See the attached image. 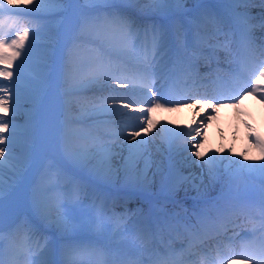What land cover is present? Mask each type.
<instances>
[{
  "label": "bare ground",
  "instance_id": "bare-ground-1",
  "mask_svg": "<svg viewBox=\"0 0 264 264\" xmlns=\"http://www.w3.org/2000/svg\"><path fill=\"white\" fill-rule=\"evenodd\" d=\"M8 1L13 4H16L17 6H23L27 8L30 6L33 8L42 7L40 6L41 2L33 3L29 0ZM125 2H128L129 4H124ZM151 2H154V4H156L158 7L160 4H168L166 10L170 12L172 11V14L167 16V20L161 19L160 17H156L154 13L158 14V12L150 11L149 5L152 4ZM196 3L198 4L196 5L198 7H208L206 9L212 10L216 14V19L220 18V21H218L217 24L219 25V28L222 29V32L224 31L225 34L230 33L231 26L229 22L225 18L223 19L222 17V7H227L229 9L228 14L233 17L232 22L236 24L240 23H237L235 21L233 10L244 12L243 10H241L242 7H248L250 9H253L252 11L248 12V23L242 24L246 28L250 26L251 22H253V24L255 23V25L261 24L264 17V11L262 10V7H260L262 5L259 3L249 4L245 6L243 4H229L222 2L212 3L210 0H201V2L199 3L196 2V0H185V2L182 4H177L175 0H168V2L166 3H157L156 0H94V2L90 3L91 7L89 9L90 12L94 13L96 16L94 18L90 17L92 19H95L93 24L99 26L105 23H109L112 27H114L110 22V18L117 12L132 21L137 29H143L147 26H161L162 30H164L165 25L170 23L171 28H175L183 32V34L181 35V39L185 41L184 44L186 46V48L184 49V51L186 52L185 63H191V59L193 62H197L198 60H200L201 57H205L211 61L215 57L221 56L223 50L215 47V45H211L212 47L210 48L207 46L208 50L206 51L199 47L192 49V44L195 43L196 38L191 35V31L189 29H191L193 32H199L200 27L199 25H193L191 26V28L188 29V25L184 21L185 18L197 19L194 13ZM102 4L111 5L106 9L99 10L100 8L98 7ZM37 5H39V7H37ZM48 6L60 10L65 7L64 3L53 2H50ZM96 9H98V11H96ZM72 11L73 6H71L69 11H67L66 9L64 23L58 22V31H56L55 27L51 25L52 18H47L44 20H35L27 18V16L24 14L18 16H10L6 18L8 19L7 28L13 29L11 33L14 35V39L16 38L17 32L23 31L25 28H28L30 30L29 39L25 42V47L27 48L29 43L32 44V48L30 50L31 56L27 62L26 69L22 70V78L20 81L25 84L24 76L27 72H34L38 76L42 74L46 78V83H44L43 85H41L39 81L27 82L33 85V88L30 93L31 99L27 98L25 95V93L29 92V90H26L18 85H7L10 94L13 92H18L19 101H27L26 103L18 102L20 105L16 113L18 114V119H16V117L6 118L11 120L12 123L16 124L17 126L22 127L23 129L31 128L32 134L31 137L27 140H25L20 135H17V137L20 136V138L24 139L27 144L33 145L35 140L33 131H35L37 126L36 117H40L41 113H44L43 125L40 128L38 138L35 140L36 146L34 144L35 147L31 151H29L28 149H24L19 146L17 142H14L12 145L13 156L11 158L10 165L6 163L4 166L3 178L5 184L8 185L11 183L13 185L14 183L20 182L18 204H24L26 205V208H32V205H34V200H39L43 189L51 185L53 181H57L58 183L61 182V185L60 187L58 186L59 189L57 190L52 187V193H63L64 198H70L72 195H75L76 188H79V196L80 198L84 199V202H72V207H75V211H77V214L85 212L88 220L95 218L97 206L101 203L103 204V208L106 215L108 214L107 205L113 204L119 207H124V204L121 203L124 200L123 202H127L126 204H128L125 206L128 208L129 212L132 211L133 213H136V215H143V217H145L146 214L143 213L144 201L142 199H146L148 202H153L151 210L157 209L156 207H158V209L162 208L166 211L171 209L179 215L182 213H188L187 211L191 209V205L188 204L185 207L177 208L175 206H172L175 201H178L180 204H183L186 199L190 200L189 202L203 205V203L208 204L206 200H214L215 198H217L216 195H207H210L214 190V173H216L217 171L214 172L213 170L218 169L219 171H222L223 169L216 165H207L205 161L208 159V157L206 156V154H203L200 149L204 145H206V143H208L210 139L213 140L214 143L221 144V146L223 145L225 147L228 145L229 147L224 148V150H221L218 153L220 154L221 159H223V162H225L228 159V156L225 152H229V149H231L232 145L235 143L234 136L235 133L239 132V128L227 122L228 117H226L225 113L208 110L207 108H204L202 106L194 107L188 111L181 108H177L174 112L165 114V119L167 122H177L181 119L182 129L179 133L186 134L191 129H199L201 131L202 135L200 136H196L193 132L192 142L187 145V147L191 148L192 144L200 142L201 146L198 150L201 153V158L194 157L191 155L190 152L183 151V147L186 143V136L174 137L172 133H177L175 128L171 126L167 132V128L163 127L162 121H155L153 119L152 120L154 123V127L148 133V136L146 138L144 137V133H141L139 138L137 137L135 140H133L130 136H121V134H116L115 136H110L106 138L96 135L97 133H95V130L101 129L103 127L111 128L114 131H120V127L116 123V121L122 120L125 116H120L119 114H106L98 116L94 113V109L100 107L101 105L107 107L110 103L119 102L118 100H121L123 97L115 96L116 93H109L105 91L107 88V84L103 88H101L99 85H96L97 88L95 89L89 87L90 89H85L84 92H80L79 90H73L71 92V95L67 94L66 88L69 85H72L78 79H80L82 77V70L87 69L82 65L79 66V69H74L73 67L75 63L88 64V57L86 55V51L89 48L95 47L89 41L81 39L80 37H75L76 35H81L85 33L83 32L82 28H70L68 26ZM15 19L16 21H14ZM0 20L4 22V18H1ZM253 24L251 25V27L253 26ZM6 30L7 29L5 27H2L0 25V36L10 41L11 39ZM32 31L36 32L35 39H33L31 35ZM189 31L190 35L186 36ZM56 32L59 35V40L58 45L54 50L55 56L53 57L52 52L50 50V41L53 39V37H55ZM94 34L97 35L95 32L90 33L91 36ZM185 36L186 38H184ZM259 36L260 37H258V39L262 38V35L259 34ZM210 37L211 36H209L206 40L199 39L197 41L204 42L205 44H211L208 42V40L211 39ZM38 39L45 40L41 42ZM75 42H77L78 45L82 46V50L78 51L73 46ZM172 52L174 55L176 51L173 50ZM46 54L49 57L48 61L50 62V65L52 64V78H50V80V73H46L42 69L43 65L41 63V58ZM113 56L116 60L117 66H119L121 62L126 64V62L119 60V57L117 58V56ZM34 57H38L39 59H37L36 61ZM168 58L169 57H163L162 61L160 62V65L158 66L157 78L159 80L171 78L179 74L181 65L176 64L174 66L175 58L173 57L170 60ZM61 62L66 64L64 65L66 67H63V64ZM16 63H19V61H16ZM80 69L81 71H79ZM172 70H174L175 73L168 76V74ZM13 71L15 72L16 69L13 68ZM115 75L120 76V73L116 71ZM196 76L197 75L195 74V76H192V79H189L192 80V82L188 85L187 90L183 93L187 92L189 93V95L202 94L199 91H194L195 89H202L201 86H199L198 88L196 86V79H194ZM121 78L122 77L120 76V79ZM2 84L3 83H0V85ZM81 86L82 85L78 87L82 88ZM257 87L259 88L262 86L259 84L257 85ZM250 90L251 89L249 85V91ZM260 94L264 93H258V95ZM255 98H257V96L246 95L244 96V98L239 100L238 103H235L234 101H231L229 103L234 105L235 110L240 113V123L242 127L243 125L246 127L244 132L246 137H248L250 141L251 138L258 137L263 142L264 127H262L260 123L264 122V104L262 106V110L260 111L259 107L257 106L259 102H257ZM257 100L260 101L258 98ZM136 102L141 101L140 99H137L135 97L133 98V102L130 103V106L135 105ZM145 102L147 106L150 105V102ZM260 104L262 103L260 102ZM123 105L124 104L122 103L114 104L112 107L118 109L119 113H126L127 107H124ZM9 107V113L13 114L11 112L12 102L9 103ZM24 108H29L30 111L25 112ZM225 110L226 108H223L222 112H225ZM244 115L246 116L243 117ZM145 116H150V113H146ZM209 116H211L212 118L209 119ZM134 117H138V115ZM255 119L258 120L259 123L255 124ZM104 121H108V123H104ZM200 121L204 122L203 126H201ZM222 122H224L223 125ZM85 123L87 124L84 125ZM136 124L139 125L138 120L136 121ZM211 131H215L217 136L211 137ZM82 133L88 135L94 134V137H91L90 135L91 139H88L87 137H82ZM167 133L170 139L167 138ZM4 135H7V133H4ZM137 140H145L148 142L145 150V156L151 161V168L147 170L149 186L146 189H143L146 191V193H138L139 198L136 197L135 199L131 197L132 194L129 193L128 189L130 188L135 190L136 188L129 187L125 184L122 172L119 176H114L111 182H108L112 185L109 191H112L107 196L105 191H99L98 188L94 185V183H99V181L101 183L104 180L92 173V165L85 164L84 162L78 163L70 155H68L69 152L76 151L81 147L87 148L90 152H94L97 146L103 144L112 149L113 163L115 166H119L123 162V157L128 155L127 141H131L132 144H135ZM54 141H60L65 156L71 161V165H66L70 167L74 172H76L81 177V179H73L70 182L69 179L59 173L58 170L48 168V166L50 167V162L48 160L45 161L48 164L47 168L41 170V165H38L39 167L36 166L33 168V159H36L38 156H43L42 152H45L47 150L48 144ZM254 148L257 151L255 145ZM196 150L197 149L192 148V151ZM253 151H249L250 153H248L247 155L248 160L254 159ZM216 152L217 150L213 148V152L210 156L214 157L216 155ZM217 158V161L221 160L220 158ZM44 159H46V157H44L43 160ZM188 161H194L195 163H189ZM95 162V160L92 161V163ZM202 164H205L206 169H204L205 166L203 167ZM222 164L223 163H220L218 165ZM140 168H144L143 162L140 163ZM188 174H192L194 176L198 175L197 180H199L201 184L199 183L197 185L193 182L187 183L189 182L188 180H186L187 178H183L185 176L187 177ZM88 177H95V180L90 181L89 183L86 181ZM259 177V181L257 182L264 186V174L259 175ZM180 181L184 184H181L178 186V188H175V190L177 191H168L169 194L166 195L167 191L163 188L165 186H168L169 183L179 184ZM69 183H71L72 185H68ZM116 188L119 190H115ZM136 190H138V192L142 191L141 189ZM47 191L50 190L47 189ZM201 196L204 198H199ZM51 200L52 199L50 198V202ZM199 201L202 202L199 203ZM90 209H92L93 213L90 211ZM11 210L12 209H10V211ZM116 210L118 211V213L123 212V208L119 209L117 207ZM60 211H64V209L62 208L60 209ZM191 212L194 215L196 213V210L194 212ZM8 213L9 211L3 215H0L2 216L3 220L8 217ZM52 214L55 215L56 211L53 210ZM206 214L208 219L205 220V224L209 230L208 237L212 236V233H214L215 230L224 232L230 229V232H233L238 223H241V226L245 225V228H249L247 226L248 224H255V220L245 217L244 215H242V213L233 212L232 214L227 215L221 220L214 219L209 212H207ZM23 216L18 222L13 224L14 226H11L7 232H4V237L10 240L11 247L15 248L16 246L18 247V249L26 251L19 245L17 246V243L15 242V236H18L29 250L35 251L37 249H41L42 246H44V244L48 242V240H46L48 237L46 235V232L41 231L39 229V224L51 226L52 231L58 230L57 226L50 220L42 219L40 212L37 210L36 207L34 211V216L36 217L37 221H35V223L29 220L28 216ZM199 216H201V214L196 215V217ZM166 219L171 220L169 218ZM152 222L153 220L148 219L146 220V225H143L148 230L138 229L135 232L133 230H126V235L122 231H119L117 229L109 231L108 236H106L107 241L117 240V242H119L118 244L124 246L126 249H131V246L132 248H136L138 250L134 251V255L132 256H125L120 253L119 260L125 259L134 262L136 259L144 258L146 255L148 256V253H154L153 257L149 260L148 263H140L138 261L135 264H156L157 261H162L163 256H172L167 253L172 252L171 247L174 246V240L180 239L182 243V236L186 234L194 235V233L198 231L201 232V238L199 240L206 239L203 237L201 226L199 228H193L185 224H181L183 223L181 221L174 225H169V222H167L164 226H157L153 225L154 223ZM20 223H25L26 226L24 225L21 228ZM105 224L107 231V229H109V227L112 225L111 219H109V214L107 215ZM177 224L180 225L176 226ZM58 231L61 232V230ZM191 235H189L190 238L192 237ZM95 236L97 237V240L99 242H102V236L98 237L97 235H92V237ZM193 238L197 239L196 236H193ZM184 240L187 241V238H185ZM160 243L162 244L160 245ZM46 247L49 248L53 246H51V244H47ZM157 247L158 250L155 251ZM190 248H195V246L191 244ZM173 249L175 252H179L181 250H177L174 247ZM112 255L115 256V253H112ZM55 256L57 258V255ZM28 257V260L32 262H35L39 259V257L37 259L36 257H34V255ZM71 257H74V255L70 254L69 258H62L61 263H71ZM118 261L113 260L110 264H114V262ZM24 262L25 260L21 259V263L24 264ZM56 263L59 264V262ZM216 264L239 263H229L226 260H221L219 263Z\"/></svg>",
  "mask_w": 264,
  "mask_h": 264
},
{
  "label": "snow or ice",
  "instance_id": "snow-or-ice-1",
  "mask_svg": "<svg viewBox=\"0 0 264 264\" xmlns=\"http://www.w3.org/2000/svg\"><path fill=\"white\" fill-rule=\"evenodd\" d=\"M6 2V0H5ZM44 3L45 0H40ZM48 2L53 3H68L78 2V0H48ZM86 3H92L94 0H85ZM157 3H166L168 0H156ZM177 4H182L185 0H175ZM196 2H201V0H196ZM222 3L229 4H243L245 6L249 4L259 3L264 5V0H219ZM39 7V5H37ZM7 9L4 6V2H0V12H5ZM234 19L237 23L247 24L248 13L239 12L233 10ZM19 15V13H15ZM202 21L205 25L217 24L216 14L212 10H205L202 14ZM111 24L114 26V31L110 33H103L98 35L99 44L95 47L89 48L86 51L88 57V67L86 82L89 84L99 85L103 88L106 84L115 81L117 87H133L141 86L146 89L147 92L152 93V100L149 107L141 108L144 112H154L157 109L165 108L168 105H173L175 107H183L188 100H191L192 104H202L209 103L210 107H220L223 105L225 100H231L235 103L239 102L240 93L244 95L257 96L262 104H264V94L258 95V93H264V87H257L260 81L264 80V59L261 56H255L254 51L251 49V40L247 32L244 34V40L249 46L250 52L254 56V60L249 63L244 64L240 73L236 75V79L240 83V87L235 93H230L225 96L223 93L207 97L203 95H189L185 92L183 94L176 93L174 90H170L171 96H178V98L165 99L163 95L159 94L158 91H154L152 84L157 78V69L160 65V59L157 58V53L160 50L163 42V33L157 29L155 26L151 30L145 29L143 32V42L138 43L141 40V33L139 29L136 28L135 24L128 18L124 17L120 13H116L110 18ZM3 21L0 20V25ZM264 27V24L261 25ZM217 33H220V28L215 29ZM30 35V30L25 28L23 31L16 33V38L10 41L6 40L4 37L0 36V79L12 80L13 84H16L22 78V70L26 69L27 62L31 56L32 44L29 43L28 47H25V42L28 41ZM31 35L35 39L36 32L32 31ZM95 43V42H94ZM231 41L225 39L224 41L217 40L215 47L228 51L230 49ZM186 46L182 43L180 47L175 52L174 66L179 64L185 68L187 73H191L192 65L191 63H185L186 52L184 49ZM149 52L151 54H149ZM113 53L120 58H126L128 60H135V65L130 69L129 65L121 62L119 66L116 64ZM53 57L55 52L52 53ZM49 57L47 54L41 58V63L45 69L49 67L48 64ZM19 61V63H16ZM13 68L16 71H13ZM119 71L120 76L115 75V72ZM15 77V79H14ZM25 87L29 89L25 95L27 98L31 99V90L33 88L32 84L27 83L28 81L36 82L39 81L41 85L46 83V78L41 74L38 76L34 72H27L24 76ZM250 82V91H249ZM71 88L67 90V94L71 95ZM0 111L4 113V117L8 116L10 112L9 100L12 101L11 112L15 115L20 107L19 93L13 92L10 94L9 88L0 85ZM123 94L116 93L115 96H121ZM114 98V97H113ZM131 102L125 103L124 107H129ZM94 113L98 116L106 114H119L120 116H126V113H119V110L113 108L111 105L100 107L94 109ZM0 117V205L3 204V200L6 194H11L13 185L10 183L5 184L3 178V170L6 163L10 165L11 158L13 156L12 145L15 138L19 134L25 140L31 137V128H25L20 130L18 133L17 125L12 123L11 120ZM209 119L212 117L209 116ZM131 121H139V125L136 123L126 124L125 130L128 131V135L135 140L137 137L144 133L146 136L154 127L153 120L151 116H139V117H129ZM146 121V123H145ZM108 123V121H104ZM201 126L204 122L200 121ZM196 136L202 135L199 129H191L188 133H172L174 137L186 136V143L183 147V151L190 152L192 156L201 158V153L199 148L201 146L200 142L192 144L191 148L187 147L188 144L192 142V133ZM7 133V135H4ZM118 135V133H117ZM147 141L137 140L135 144L131 141H127V151L128 155L123 157V162L119 166H115L113 163V151L110 147L103 144L96 147L94 152H90L87 148L81 147L80 149L69 152L70 155L76 162H84L85 164H91V171L94 175L99 176L105 182H111L114 176H119L121 172L124 176V182L127 186L136 189H146L149 186L148 179V169L151 168V161L146 158L145 150L147 146ZM251 143L256 146V148L261 153V160H264V142L260 138H251ZM192 148L197 149L192 151ZM95 160V163L92 161ZM144 163V168H140V163ZM189 163H195L194 161H188ZM207 165H216L223 163V159L217 161L214 157L209 156L205 161ZM232 163V162H230ZM238 163V162H237ZM241 169H247L249 171H259L264 173V163L253 168L249 165H239ZM211 171V168H210ZM175 190V185H170L168 191L172 192ZM64 199L63 193H53V198L51 202L34 200V207L40 212L42 219L50 220L59 229L68 231L70 227H75V224L70 225V220L67 214L60 211L64 207L62 203ZM75 200L79 201V188H76ZM53 210L56 214L53 215ZM214 210L217 216H223L226 213L232 211V209L227 205H214ZM107 215L104 211L103 204L97 206V212L94 219L87 221V228L94 232L98 237L103 236L106 231L105 221ZM198 219L201 222V230L203 232V237L208 238V228L206 227L205 220L208 219L206 213H202ZM197 239L201 238V232L198 231L194 233ZM4 238L3 231V219L0 216V257H2L3 248L2 242ZM231 238L229 243H231ZM242 250L240 253L241 264H264V243L252 246L250 244H242ZM251 248V251L248 249ZM72 254L76 259H74L71 264H85L86 258L91 257L93 254L102 252L99 247L98 242L93 240L82 241L74 245L71 249ZM0 264H4L2 258H0ZM34 264H49L48 261L43 259H38ZM114 264H133L131 260L121 259Z\"/></svg>",
  "mask_w": 264,
  "mask_h": 264
},
{
  "label": "rangeland",
  "instance_id": "rangeland-1",
  "mask_svg": "<svg viewBox=\"0 0 264 264\" xmlns=\"http://www.w3.org/2000/svg\"><path fill=\"white\" fill-rule=\"evenodd\" d=\"M26 1H28V0H26ZM29 1H32L33 3H39L40 2V0H29ZM46 1H48V0H45V2L44 3H41V5L42 6H48L47 4H49V3H46ZM151 3H150L151 5H149L150 6V11H152V12H158V10H159L158 8L159 7L156 4H154V2H151ZM73 27L82 28V30L85 33V35L84 34H81V35H79V37H81V38H87V37H89L90 38L89 34L91 32H98V30L99 29H102V27H104V25L103 26L97 25V26L89 27L87 24H77V23H74L73 24ZM34 59L36 60V59H38V57H34ZM89 89L90 88H88V90ZM37 104H39V103H37ZM245 116L246 115H244L243 117H245ZM156 117L158 119H160L162 116H155V118ZM254 122H255V124L256 123H259V121L256 120V119H255ZM167 123H168L167 132H168V129L171 126L173 128H175V122L169 121ZM223 123L224 122H222V125H223ZM85 124H87V123H85ZM170 124H174V125H170ZM260 124H261L262 127H264V122H261ZM245 129H246V127L243 125V129H241L243 131V133L240 131V129H239V132L235 133V136H234L235 143L232 145L231 149H229V152H225L226 155L228 156V159L227 160H229V161L226 160L225 162H223L222 165L216 164V166H219L220 168L223 169L224 168L223 165L226 162H232L231 165L228 168L226 167V170L228 172H226V173L225 172L224 173L222 172L221 173V170L220 171L218 169L217 170H213L214 172L217 171L216 173H214V190H213V192L210 195H207V196L216 195L217 198H215L214 200L208 199L211 202L209 205H206L204 203H203V205L198 204V203H192L191 209H189V211H187L188 213L185 214V216H187L188 219H190L192 222H194V221L192 219L193 213L191 211L194 212L195 210H196V213L198 215H200L202 213L209 212L211 214V216H213V218L216 219V220H221L224 217H226L227 215L232 214L233 212L242 213V215L249 216L251 218H260V215L263 212L261 210H264L263 209L264 208V206H263L264 205V198H261V195H260L261 194V191L260 190H262L263 195H264V186L261 185V184H259L257 181H259V178H260L259 175L264 174V173H261L259 171H249L247 169H244V170H246V172H245L246 175H247L246 176L245 174H240L237 171L238 170L237 169L235 175H232L231 176L229 174L235 168H239L240 169L239 165H249V166H252L253 168H255L256 166L264 163V160H261V153L259 152V150L257 149V151H256L255 148H254V144H252L251 141H250V139H248V137H246V135L244 133L245 132ZM90 135L91 134H89L88 136L90 137ZM243 135L245 137H243ZM147 136H148V134L146 136L144 135L145 138ZM210 136L213 137L212 132H211V135ZM167 138L170 139L168 133H167ZM241 141L246 142L245 144L247 146L245 145V148H243V146H241ZM54 142L55 143H59V147L56 150L61 151V155H62V156L60 155V158L62 159L61 161L65 165L66 164L67 165L68 164L71 165V161L64 154V151H63V149L61 147L60 141L59 142L58 141H54ZM217 145L221 146V144L214 143V141L210 139V141H208V143H206V145H204L200 149V151L203 154H206L207 157H209L212 154V152H213V148L217 150ZM219 146H218V149L220 148ZM227 147H229V146L228 145L225 146V147L223 146L222 150H224V148H227ZM253 150H255V151H253ZM249 151H253V153H254V155H253V158L254 159H252V160L251 159L250 160L247 159V155H248V153H250ZM216 153H219V151L217 150ZM225 153H222V154H225ZM236 154H237L236 159L234 161H232L233 156H235ZM215 157H216V155L214 156V158ZM230 158H231V160H230ZM48 159H49V157H48ZM54 160L57 161V164L59 162L61 163V161L58 160V158H54ZM47 165H48L47 162H45V163L43 162L42 165L40 166V169L43 170V169L47 168ZM58 165H61V164H58ZM202 166L204 167L205 164H202ZM50 167L55 169L58 166H56L54 163H50ZM204 169H206V166L204 167ZM197 176L198 175H195L194 176L192 174H190V175L188 174L187 177L185 176L183 179H186L187 178L186 180L189 181L187 183H190V182L192 183L193 182V183H196L198 185L200 183V181L197 180V178H198ZM181 181H180L179 184H177V183H169L168 186H165L163 189H165L167 191L166 192V195L169 194L168 187L170 185H175V188H178L179 185L184 184V183H181ZM49 186L46 187V188L47 189H50ZM46 188L43 189V191L41 193V196H40V197H43V198L42 199H39V200H41V201H45L46 200V201H49L50 202V198L51 199L53 198V193L51 191L52 187H51L50 191H47ZM225 190H227L228 193L230 194L229 196H230V199L231 200H229V201L232 202V205L229 206V207L232 209V211H230L229 213H226L223 216H217L215 210L214 211H211V210L209 211L208 209H209V207L214 208V205H227V203L224 204L225 203L224 201H220L219 200V198L225 192ZM174 191H177V190H174ZM131 193H133V192H131ZM135 196H137L139 198V195L138 194H135ZM199 198L202 199L204 197L201 196ZM257 199H260V200H257ZM5 200H7V199H5ZM142 200L144 201L143 202L144 203V206H143L144 212L143 213L146 214V216L145 217L135 216V218H133V217L125 218V220H127V222H128V220L129 221H133V223H131V224H129L130 222L126 223V225H128V229L129 230H136V229H139V230L146 229V230H148L145 226L140 225V224L143 223L144 220H148V219L153 220L154 222H159L162 225H165L164 222L167 223L169 221L168 219H166V217H163V216L160 215L161 212L164 211V209H162V208L158 209V207H156L157 209L151 210L152 209V206H153V202L152 201L148 202L146 199H142ZM189 201L190 200H186L185 199V202L183 204H180L178 201H175L172 204V206H175L176 207V206L180 205L181 207H184V206L190 204ZM200 202H202V201H199V203ZM62 203L64 204L65 201H62ZM5 204H6V202H4V200H3V204L0 205V212H3L5 210V207H4ZM195 206H198V209ZM148 207H149V209H148ZM175 207H174V209H175ZM28 209L31 211V214L34 215V211H35L34 205H32V208H29L28 207ZM63 209H64L63 212H65L68 217L70 215L72 216L71 218H72L73 221L71 219H69L70 220V225L72 223L75 224V227H70V229L68 231H64V230L59 229L57 227L58 230H61L60 234L63 235V238L64 237L65 238L66 237H69V236L73 235L74 233H75V235H84V236L87 235V234L88 235H90V234L91 235H96L94 232H92L86 226L87 221H89V220H88L87 215L85 214V212L77 214V211H75V207L73 208L72 206L70 207V206H68L66 204H64ZM169 210H171V209H169ZM255 211H257L259 214H257ZM171 217L174 218V220L172 222H169V225L170 224L171 225H174L175 224V221H178V219H176L174 216H171ZM134 221H136V222H134ZM154 222H152V223H154ZM52 226H55V225H52ZM41 227L45 228L46 226H42L41 225ZM39 229H40V227H39ZM108 233L107 234H104V236L101 237L102 239H105L102 242V244H104V245L107 243L106 236H108ZM60 234H57L55 232H53V233L51 232V234L48 233L47 234V237L48 238L46 239V240H48V242H51L54 245L53 248H50V249L51 250H54L55 255H57V258H56V256H54V253L44 254L43 252H40L41 249H43V251H47V253L49 252L50 249L45 248L44 246H42L41 249H37V250H35L33 252H24L21 249H18V247H16V246H15V248L14 247H11L10 246V242H8L5 239V237L3 238V242H2L3 253H2V257H0V258L3 259L4 264H22L21 263V259H24L25 260L24 264H32L33 262L28 260V258H29L28 256L34 255V257H36L37 259H38V257H39V259L40 258H45L44 260H46L47 258H49V264H57L56 262H59V264H71V263H66V262L61 263L62 258L63 259L64 258H67V257L69 258L70 257V254H72V253H71V250L68 249V248H70V244L68 245V243L67 244L66 243H60V240H59V237H60L59 235ZM48 242H46V243H48ZM20 243L22 244V242H20ZM98 244H99V242H98ZM71 258H72V261L74 259H76V257H71ZM85 264H93V262L92 261L91 262H87L86 261Z\"/></svg>",
  "mask_w": 264,
  "mask_h": 264
}]
</instances>
